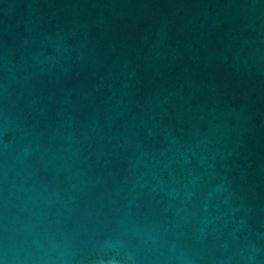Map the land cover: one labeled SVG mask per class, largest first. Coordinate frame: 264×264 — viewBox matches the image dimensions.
I'll use <instances>...</instances> for the list:
<instances>
[{"label": "water", "instance_id": "1", "mask_svg": "<svg viewBox=\"0 0 264 264\" xmlns=\"http://www.w3.org/2000/svg\"><path fill=\"white\" fill-rule=\"evenodd\" d=\"M0 264H264V0H0Z\"/></svg>", "mask_w": 264, "mask_h": 264}]
</instances>
